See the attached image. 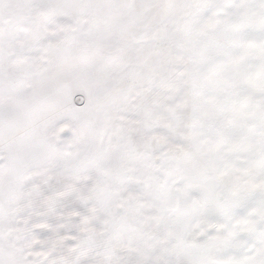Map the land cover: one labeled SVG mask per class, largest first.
<instances>
[{
    "label": "snow or ice",
    "instance_id": "snow-or-ice-1",
    "mask_svg": "<svg viewBox=\"0 0 264 264\" xmlns=\"http://www.w3.org/2000/svg\"><path fill=\"white\" fill-rule=\"evenodd\" d=\"M0 264H264V0H0Z\"/></svg>",
    "mask_w": 264,
    "mask_h": 264
}]
</instances>
